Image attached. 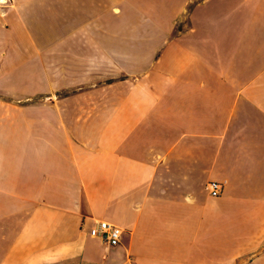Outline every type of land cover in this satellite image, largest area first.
Instances as JSON below:
<instances>
[{"label": "crops", "instance_id": "0c3cea01", "mask_svg": "<svg viewBox=\"0 0 264 264\" xmlns=\"http://www.w3.org/2000/svg\"><path fill=\"white\" fill-rule=\"evenodd\" d=\"M11 2L0 264H264V0Z\"/></svg>", "mask_w": 264, "mask_h": 264}, {"label": "built area", "instance_id": "2783aa9c", "mask_svg": "<svg viewBox=\"0 0 264 264\" xmlns=\"http://www.w3.org/2000/svg\"><path fill=\"white\" fill-rule=\"evenodd\" d=\"M11 0H0V19L3 17V10L10 7ZM206 192L211 198H216L220 195L223 189V184L218 182H208ZM90 236L98 239L102 244L108 247L118 246L122 237V230L105 221H94L93 228L90 230Z\"/></svg>", "mask_w": 264, "mask_h": 264}]
</instances>
